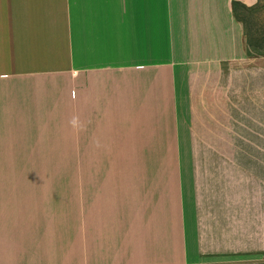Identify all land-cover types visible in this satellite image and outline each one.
<instances>
[{"label": "crops", "instance_id": "obj_1", "mask_svg": "<svg viewBox=\"0 0 264 264\" xmlns=\"http://www.w3.org/2000/svg\"><path fill=\"white\" fill-rule=\"evenodd\" d=\"M234 1L0 0V264H264Z\"/></svg>", "mask_w": 264, "mask_h": 264}, {"label": "rangeland", "instance_id": "obj_2", "mask_svg": "<svg viewBox=\"0 0 264 264\" xmlns=\"http://www.w3.org/2000/svg\"><path fill=\"white\" fill-rule=\"evenodd\" d=\"M258 2L259 9L251 16V19L257 25V28L262 30L264 29V0ZM260 114L264 115V112L261 111ZM258 121L260 124L252 127L257 129L258 133H250L245 130L246 128H243V133L238 138L241 150H238L235 156L241 159L244 165L264 182V116H260ZM74 184L73 180L68 181V191L74 190Z\"/></svg>", "mask_w": 264, "mask_h": 264}, {"label": "trees", "instance_id": "obj_3", "mask_svg": "<svg viewBox=\"0 0 264 264\" xmlns=\"http://www.w3.org/2000/svg\"><path fill=\"white\" fill-rule=\"evenodd\" d=\"M260 1V0H258ZM233 14L236 20L243 24L244 35L248 44L249 56H264V29H258L251 19L259 9V2L248 7L240 2L232 3Z\"/></svg>", "mask_w": 264, "mask_h": 264}]
</instances>
